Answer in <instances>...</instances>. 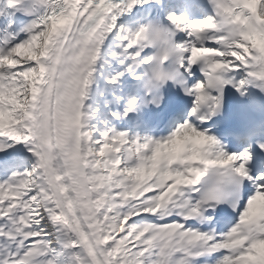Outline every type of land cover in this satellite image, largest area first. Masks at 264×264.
<instances>
[{
    "label": "snow or ice",
    "instance_id": "obj_1",
    "mask_svg": "<svg viewBox=\"0 0 264 264\" xmlns=\"http://www.w3.org/2000/svg\"><path fill=\"white\" fill-rule=\"evenodd\" d=\"M149 4L0 0V153H28L0 163V264H264V0L118 24ZM156 21L185 97L162 139L120 126Z\"/></svg>",
    "mask_w": 264,
    "mask_h": 264
},
{
    "label": "clouds",
    "instance_id": "obj_2",
    "mask_svg": "<svg viewBox=\"0 0 264 264\" xmlns=\"http://www.w3.org/2000/svg\"><path fill=\"white\" fill-rule=\"evenodd\" d=\"M144 41L149 43V46L154 47V60L152 67L149 69V75L144 81L142 87L145 92H151L152 98L148 103L156 101L158 106L161 96L159 95L161 88L166 83L172 82L179 75V57L182 55L180 49L176 48L173 43L172 33L161 26L158 21L151 23L144 34ZM167 59V67H163ZM174 85V84H173Z\"/></svg>",
    "mask_w": 264,
    "mask_h": 264
}]
</instances>
